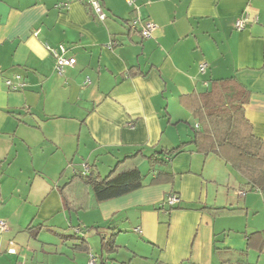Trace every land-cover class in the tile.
Instances as JSON below:
<instances>
[{
  "label": "crops",
  "instance_id": "obj_1",
  "mask_svg": "<svg viewBox=\"0 0 264 264\" xmlns=\"http://www.w3.org/2000/svg\"><path fill=\"white\" fill-rule=\"evenodd\" d=\"M101 2L104 21L86 0H0V264H264V193L217 154L189 146L156 185L142 160L144 188L76 219L60 193L86 166L102 175L139 149L190 142L198 124L181 98L212 81L248 88L245 116L264 140V0H141L156 25L148 39L126 0ZM60 45L77 61L63 75L48 50ZM168 195L181 201L171 213ZM53 228L57 239H39Z\"/></svg>",
  "mask_w": 264,
  "mask_h": 264
},
{
  "label": "trees",
  "instance_id": "obj_2",
  "mask_svg": "<svg viewBox=\"0 0 264 264\" xmlns=\"http://www.w3.org/2000/svg\"><path fill=\"white\" fill-rule=\"evenodd\" d=\"M249 98L248 88L235 79L212 81L206 92L182 96L181 104L192 113L198 124L197 128L192 127V140L151 155L139 149L119 160L106 176H102L94 165L86 166L87 171L76 173L60 187L67 211L85 212L95 205L144 188L146 176L138 167L142 160H147L151 171L156 172L150 185L171 182L174 174L170 165L189 146L204 155H219L264 193V140L253 135L252 126L246 119L245 106ZM161 209L171 213L179 208L176 205ZM90 229L92 227L87 228ZM83 240H80L79 247L89 251L88 243ZM112 244L113 240H109L103 246L109 249Z\"/></svg>",
  "mask_w": 264,
  "mask_h": 264
},
{
  "label": "built area",
  "instance_id": "obj_3",
  "mask_svg": "<svg viewBox=\"0 0 264 264\" xmlns=\"http://www.w3.org/2000/svg\"><path fill=\"white\" fill-rule=\"evenodd\" d=\"M89 5H91L94 13L96 14V16L98 17L99 20L104 21L106 19V15L104 13V9L102 6V2L101 0H86ZM141 0H126L127 4L134 8L135 11H137L138 15L135 18V20L132 23V27L133 28H137L138 26H141L140 29V34L144 39H148L152 36L153 32L156 29V25L149 19H143L140 13V5L139 2ZM68 4H61L58 5L57 7H67ZM245 21L243 20H238L236 22V29L238 30H243L245 28ZM48 50L52 53V55L55 58L56 61V70L58 72L59 75H63V73L65 72V69L68 67H75L77 61L75 57H69L67 56V52L68 49L64 46V45H60L57 49L52 48L50 46H48ZM206 64H203L200 67L201 72H204L206 69ZM18 81H21V77L18 76L17 77ZM87 82L89 83V79L87 80ZM7 86L11 89V90H19L21 88L25 87V84L23 82H13L11 80H7L6 81ZM87 171V167L85 169ZM241 195H244V193H241ZM180 203V198L176 195H170L169 197L166 198V200L162 203V207H174L177 204ZM8 230V225L5 221L0 220V232L4 233ZM12 253H15L14 250H11ZM86 264H98L97 262V258L94 255H91L88 262Z\"/></svg>",
  "mask_w": 264,
  "mask_h": 264
},
{
  "label": "rangeland",
  "instance_id": "obj_4",
  "mask_svg": "<svg viewBox=\"0 0 264 264\" xmlns=\"http://www.w3.org/2000/svg\"><path fill=\"white\" fill-rule=\"evenodd\" d=\"M76 160L78 161V158H76ZM146 165H148V164H146ZM144 166L143 167V169H141L142 170V172H144V173H146L148 170H149V165L148 166ZM100 170H101V172H102V175L103 176H106L107 174H108V172H109V169L108 168H106V166H103V165H100ZM69 169V168H68ZM72 172V170L71 171H69L68 173L70 174ZM89 215H91V214H89ZM72 217H74L75 219H76V216H75V214L73 213V215H72ZM59 221H60V218H59ZM52 231L53 232H51V231H47V230H44V232L40 235V237L41 238H39L41 241H44V240H51V241H54L55 239H57V235L54 233L55 232V230H54V228L52 229ZM68 235L69 236H72L73 235V233L72 232H70V233H68ZM35 236H36V233H35ZM95 237V235H94V233L93 232H91L90 234L88 233L87 234V236H86V239L87 240H89V242L91 243V245H92V248H93V250H95V252H98V250H99V248H98V243L96 242V241H98L99 239L98 238H94ZM128 236H124V239L126 240V239H128L127 238ZM46 238V239H45ZM123 239V240H124ZM33 242H37V241H35L34 239L32 240ZM51 241H49V242H51ZM133 246H136V243L133 245ZM137 247V246H136ZM94 248H96V249H94ZM127 253L125 252V251H123V252H121V254H120V258H123L124 260H129L128 259V257H127ZM133 264H140L138 261H137V263H133Z\"/></svg>",
  "mask_w": 264,
  "mask_h": 264
}]
</instances>
